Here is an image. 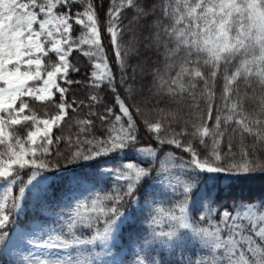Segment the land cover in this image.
Returning <instances> with one entry per match:
<instances>
[{
  "label": "snow or ice",
  "instance_id": "6c2138e0",
  "mask_svg": "<svg viewBox=\"0 0 264 264\" xmlns=\"http://www.w3.org/2000/svg\"><path fill=\"white\" fill-rule=\"evenodd\" d=\"M102 8L0 0V264H264V0Z\"/></svg>",
  "mask_w": 264,
  "mask_h": 264
},
{
  "label": "trees",
  "instance_id": "16d2710c",
  "mask_svg": "<svg viewBox=\"0 0 264 264\" xmlns=\"http://www.w3.org/2000/svg\"><path fill=\"white\" fill-rule=\"evenodd\" d=\"M117 2H119V0H117ZM112 0H103V8L102 10H100L98 12V15L101 19L102 22H106L108 17H107V11L109 6L111 5ZM131 18V15H123L121 16V19L123 21V24L127 25L129 19ZM75 36L79 35V29H77V31L74 33ZM130 39V36L128 34H125V43ZM105 43H107L105 41ZM71 59L73 60L74 63H76L78 66H80L81 68L87 67L88 71L90 72L91 66L87 60L86 57H83L81 54H78L76 52H73ZM143 59H140V63H143ZM153 60H155L156 58L153 56L152 57ZM132 65H135L138 63V61L136 59H133L131 61ZM129 71H131V69H129ZM74 78L76 79H82L83 78V72L79 75L77 74H73ZM152 83V78L150 75L145 74L143 76H141L139 74L138 71V76H137V84L136 87L140 88L141 85H151ZM221 85L222 82H218L217 85V94L219 95L220 90H221ZM73 89L76 93V96L79 99H85V97L87 96L88 92L85 89H77L76 86H73ZM144 93L145 95L148 94L147 92V87L144 88ZM104 93H101V95H103ZM37 111L38 113L42 114V107L40 105H37ZM76 132V128L72 127L69 128L67 126L63 127V134L65 136L68 135H72ZM54 134L55 135H61V131L58 129H54ZM97 135H99V133L97 132ZM143 143L147 144L148 140L147 138H145V140L143 141ZM59 148L62 152L66 151V145L61 142V144L59 145ZM129 155H131V153H129ZM63 161H61V164L63 165ZM85 164L87 162H84ZM71 168L73 169L75 172L82 174L85 171H90V169H87L85 167L82 166H65L64 168H62L58 173H57V179L58 180H62L63 178L71 175L72 173L70 171H68L67 169ZM220 175V182L217 185V190L219 191L220 189H223L222 195L228 199L229 202H231L233 199H243V200H249V199H256L257 197H259L261 195V193H264V175L261 174H238L234 177H232V181H233V187L231 189L227 188L226 185L229 183V178L225 177L224 174H219ZM205 176H207V174H205ZM26 179V178H25ZM201 183H204V177L201 178ZM84 184V183H83ZM90 187L87 186L85 188Z\"/></svg>",
  "mask_w": 264,
  "mask_h": 264
},
{
  "label": "rangeland",
  "instance_id": "374dc122",
  "mask_svg": "<svg viewBox=\"0 0 264 264\" xmlns=\"http://www.w3.org/2000/svg\"><path fill=\"white\" fill-rule=\"evenodd\" d=\"M87 186H89V184H87V183H84V184H83V188H85V187H87Z\"/></svg>",
  "mask_w": 264,
  "mask_h": 264
}]
</instances>
